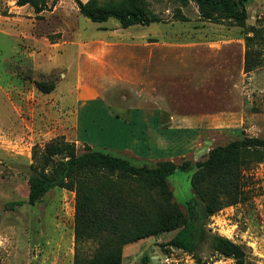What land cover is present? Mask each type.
I'll use <instances>...</instances> for the list:
<instances>
[{"label":"rangeland","instance_id":"1","mask_svg":"<svg viewBox=\"0 0 264 264\" xmlns=\"http://www.w3.org/2000/svg\"><path fill=\"white\" fill-rule=\"evenodd\" d=\"M45 1L37 12L31 4L0 0V264H73L78 247L85 257L99 247L95 240L76 242L75 191L56 187L28 202L34 152L53 140L74 143L78 154L101 150L136 166L166 159L182 165L167 184L185 212L195 195L196 164L213 148L245 136L264 139V63L244 70L245 35L264 26V0L248 1L244 27L225 16L206 18L196 0H139L161 21L126 28L116 18L93 22L77 0ZM257 49L264 58V45ZM162 54L171 57L149 61ZM161 64L163 85L154 86L157 77L148 69ZM193 69L203 73L185 75ZM36 82L55 89L45 93ZM162 96L182 108L149 106ZM131 107L139 112L133 122ZM158 111L168 113L162 124L154 118ZM178 113L186 117L174 120ZM243 175V199L208 219L195 251L168 243L175 229L126 245L123 264H140L144 254L151 264H236L214 250V235L241 244L251 262L264 264V158ZM18 200L26 203L9 206ZM166 256L174 260L163 262Z\"/></svg>","mask_w":264,"mask_h":264},{"label":"trees","instance_id":"2","mask_svg":"<svg viewBox=\"0 0 264 264\" xmlns=\"http://www.w3.org/2000/svg\"><path fill=\"white\" fill-rule=\"evenodd\" d=\"M248 1L196 0L206 18L218 20L225 16L243 27L248 18ZM77 2L82 14L93 22L116 18L126 28L161 21L141 7L139 0L104 6L97 0ZM18 4H31L37 12L47 7L45 0H18ZM245 44L244 70L250 72L264 63L261 50L257 49L264 45V26H251ZM36 85L45 93L55 89L54 83L36 82ZM34 158L28 202L35 203L56 187L75 191L76 242L80 245L89 240L99 241V247L90 257L83 256L78 247L73 264H123L126 245L175 229L178 231L168 243L195 251L206 238L208 219L243 199V171L264 158V139L245 136L213 148L206 160L196 164L197 171L192 176L195 195L188 201L185 212L167 184L176 168H182L172 160L136 166L101 150L89 148L78 154L74 143L62 139L47 143L40 154L35 151ZM134 182L136 187H131ZM25 203L18 200L9 206L15 208ZM212 246L215 251L233 257L236 264H254L241 244L225 236L214 235ZM151 258L144 254L140 264H151Z\"/></svg>","mask_w":264,"mask_h":264},{"label":"crops","instance_id":"3","mask_svg":"<svg viewBox=\"0 0 264 264\" xmlns=\"http://www.w3.org/2000/svg\"><path fill=\"white\" fill-rule=\"evenodd\" d=\"M99 23H102V22H99ZM157 57H159V58H157ZM161 57V58H160ZM169 57H171V56H169V55H165V54H162L161 56H151V58H149V61H152V60H162L163 62H165L166 60H168L169 59ZM162 62V63H163ZM151 66H152V64H151ZM163 64H161L160 65V67H158V68H155V65H153V68L151 67V68H149L148 69V71H151L152 72V74H153V77H157V78H153V84H154V86L156 85V86H158V84H160L161 86L163 85V82L162 81H160V79L159 78H161L160 77V75L162 74V73H164L163 71ZM194 73H200V75L203 73L202 71H200V69H193V72L191 73L189 70H186L185 71V75H188V76H190V75H192V74H194ZM152 74H150V76L152 75ZM216 75H218L219 76V72H217V74ZM203 76V75H202ZM197 81V80H196ZM159 92H153V96L154 97H156L157 99H159ZM218 98V97H217ZM161 101L159 102V100H154V101H152V102H150L149 103V106L151 107V108H153V109H181L182 107H180V106H172V104H170L171 102L170 101H168V99L165 97V96H162L161 97ZM213 100L215 101V103H217V99L215 100V99H210V101L211 102H213ZM199 102V101H198ZM197 102V103H198ZM190 103H194V102H192V101H190ZM217 105H215V107H216ZM137 107V106H136ZM136 107H131V108H129V116H130V120H131V122H133V119L134 118H136L137 117V115H139V112H138V110H136V109H138V108H136ZM183 107H185V106H183ZM211 108H213V107H211ZM217 108V107H216ZM136 110V111H135ZM159 112V113H158ZM157 112V115L158 116H156V114H155V119H156V122H160V124H162L161 122V120L165 117H167L168 116V113L167 112H165V111H158ZM179 115H173L172 116V118L175 120V118L176 117H178V118H180V117H182V116H185L186 117V115H184V114H180V113H178ZM118 116H120V115H118ZM167 119V118H166ZM165 119V120H166ZM169 120V119H168ZM164 122V121H163ZM159 124V125H160ZM164 125V124H163ZM167 160V159H166Z\"/></svg>","mask_w":264,"mask_h":264},{"label":"built area","instance_id":"4","mask_svg":"<svg viewBox=\"0 0 264 264\" xmlns=\"http://www.w3.org/2000/svg\"><path fill=\"white\" fill-rule=\"evenodd\" d=\"M173 260H174L173 256H166V258L163 260V262H170V261H173ZM194 264H197V263H194Z\"/></svg>","mask_w":264,"mask_h":264},{"label":"water","instance_id":"5","mask_svg":"<svg viewBox=\"0 0 264 264\" xmlns=\"http://www.w3.org/2000/svg\"><path fill=\"white\" fill-rule=\"evenodd\" d=\"M176 170L178 171L179 168H176ZM154 259L158 260V257L157 256H153Z\"/></svg>","mask_w":264,"mask_h":264}]
</instances>
